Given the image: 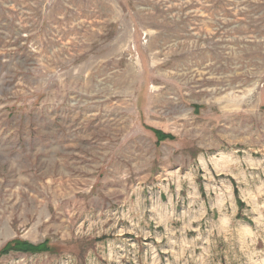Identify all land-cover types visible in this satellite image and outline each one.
<instances>
[{
  "label": "rangeland",
  "instance_id": "374dc122",
  "mask_svg": "<svg viewBox=\"0 0 264 264\" xmlns=\"http://www.w3.org/2000/svg\"><path fill=\"white\" fill-rule=\"evenodd\" d=\"M0 264H264V0H0Z\"/></svg>",
  "mask_w": 264,
  "mask_h": 264
},
{
  "label": "trees",
  "instance_id": "16d2710c",
  "mask_svg": "<svg viewBox=\"0 0 264 264\" xmlns=\"http://www.w3.org/2000/svg\"><path fill=\"white\" fill-rule=\"evenodd\" d=\"M26 250H29V251H31V250H40V247L38 246V245H27V248H25Z\"/></svg>",
  "mask_w": 264,
  "mask_h": 264
}]
</instances>
